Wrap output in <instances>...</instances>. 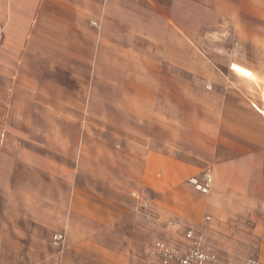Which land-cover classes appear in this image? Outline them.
Instances as JSON below:
<instances>
[{
	"label": "crops",
	"instance_id": "crops-1",
	"mask_svg": "<svg viewBox=\"0 0 264 264\" xmlns=\"http://www.w3.org/2000/svg\"><path fill=\"white\" fill-rule=\"evenodd\" d=\"M191 21H197L198 32L206 28L205 22L212 21L213 26L228 23L239 40L231 50L233 78L207 74L210 81L225 82V94L218 105H213L212 122L197 127V148L207 151L204 163L194 165L172 153L158 152L155 140L141 142L134 136L140 133L135 127L106 129L116 135V141L102 143L101 155L118 167L117 177L113 172L106 175L109 193L101 197L100 205L98 196L86 195L85 225H75L77 214L82 216L77 211L80 197L76 174L53 176L54 186L64 178L71 189L68 236L88 247L90 254L100 253L107 261L125 264L132 253L139 254L151 241L159 213L162 219L175 222L168 229L177 238L157 242L181 255L191 247L185 235L192 231L202 237V249L215 258L207 264H236L241 259L247 260L244 264H264V59L253 60L259 55L264 58V0H0V196L9 217L13 216L17 166L20 162L33 164L34 157L30 152L18 157L13 151L9 135L27 132L8 122L16 109L20 118H28L32 103L76 101L75 90L71 96L68 89V98L61 96L66 95V84H75L71 78L76 79L75 71L81 68L78 64L89 71L85 85L90 86V92L85 98L92 102V71L98 70L101 62H116L119 54L134 53L133 38L153 46L164 45L170 55L173 39L184 40L185 57L180 64L182 69H189ZM233 64L251 71L254 77L237 74ZM203 66L219 69L210 63ZM62 70L69 72L68 83L61 80ZM148 82H116L128 87L123 88L121 97L124 112L132 111L127 115L142 116L143 101L153 102L148 106L152 112L149 117L158 116L160 100L156 95L145 93L141 97L140 90L130 87L149 86ZM50 109L55 112L60 108ZM170 147L167 144L164 149ZM206 177L210 179L209 189L203 193L192 180L204 184ZM24 192V204L44 211L42 215L33 213L32 220L39 227L57 230L61 223L60 193L50 196L36 191L41 205H35L33 192ZM89 201L92 206H88ZM142 220L148 225H140ZM12 228V224L0 225V246L11 242ZM157 242L148 253L152 250L159 259Z\"/></svg>",
	"mask_w": 264,
	"mask_h": 264
},
{
	"label": "rangeland",
	"instance_id": "rangeland-1",
	"mask_svg": "<svg viewBox=\"0 0 264 264\" xmlns=\"http://www.w3.org/2000/svg\"><path fill=\"white\" fill-rule=\"evenodd\" d=\"M180 27V22H175ZM204 30L197 31V21H191L190 36L188 39L189 69L181 68V60L185 57L184 40L174 38L172 41V55L165 53L164 45H151L143 39L133 38L135 52L117 55L116 62H101L98 70L92 71L93 101L85 97L90 92V86L85 85L89 80V71L82 64H78L76 79L66 84V95L70 89L76 91V101L61 100L59 103H32L29 117L20 118V111L16 109L13 118L9 119L12 127L26 130L25 134L14 133L9 135L14 145V153L21 157L30 152L33 164L26 166L20 162L14 176L12 217L6 214V204L0 196V225H13L11 242L0 246V264H124L117 261H107L102 254H90L88 247L75 243L68 236L67 218L70 211L71 189L64 178H59L58 186L52 182L56 174H76L80 205L75 217V225H85L84 211L87 208L86 195L98 196L97 204H101V197L109 193L105 186L108 172L117 177L116 165L111 166L102 158L101 144L116 141V135L109 133L110 128L119 126L135 127L140 131L134 135L141 142L150 139L156 141L158 152L172 153L178 159L191 164H203L207 151L197 148L195 143L197 127L210 124L212 108L219 103L224 95L223 81H210L207 74L216 73L219 78H233L235 75L230 69L232 49L239 43L228 23L209 21ZM222 25V26H221ZM138 41V42H137ZM126 45L128 43L126 42ZM137 45V46H136ZM168 52V51H167ZM260 55L253 60H262ZM215 64L216 69H204V64ZM206 68V67H205ZM237 74L254 77L253 73L237 64L232 65ZM72 72V71H71ZM68 70H62V81L68 83ZM140 79L149 81V86L135 85L134 90H140L141 97L145 93L153 97L155 94L160 100V108L156 117H149L148 106L153 102H143L142 116H131L132 111L124 112V103L121 101L123 88L117 85L121 80ZM145 89L151 92H145ZM154 92V93H153ZM166 99V102H165ZM13 105L19 106V102ZM132 105V104H131ZM130 105V106H131ZM60 108L52 111L50 107ZM74 106V107H73ZM166 107V109H165ZM57 114H60L58 116ZM71 116H68V115ZM58 129V131H57ZM3 135H0L2 140ZM172 146L165 150L164 147ZM193 183V182H192ZM24 193L33 192L32 203L41 205L35 194L39 191L44 195L60 193L61 223L53 232L39 227L32 220L33 213L42 215L39 208H30L21 201ZM88 202V206H92ZM79 203V201H78ZM46 209V207H45ZM47 210V209H46ZM51 211V204L49 206ZM12 219V220H11ZM157 229L151 241L141 248L139 254L132 252L131 260L125 264H160L159 259L152 254L154 243L157 241H175L176 235L169 230L168 225L174 221L164 220L160 214L156 218ZM140 225H148L142 220ZM82 233L81 230H77ZM62 237V238H61ZM59 240H58V239ZM243 249H246L243 247ZM252 254H248L251 257ZM247 260L241 259L236 264H244Z\"/></svg>",
	"mask_w": 264,
	"mask_h": 264
},
{
	"label": "built area",
	"instance_id": "built-area-1",
	"mask_svg": "<svg viewBox=\"0 0 264 264\" xmlns=\"http://www.w3.org/2000/svg\"><path fill=\"white\" fill-rule=\"evenodd\" d=\"M1 40L2 31L0 30V41ZM192 182L198 191L207 193L210 183L209 178H205L204 184L200 183L196 179L192 180ZM185 238L190 243L191 247L184 255H181L177 250L172 249L163 242L156 243L155 251L160 259L161 264H207L208 262L215 261L213 256H210L202 249V237L196 236L192 231H189L186 233ZM248 264L256 263L251 261Z\"/></svg>",
	"mask_w": 264,
	"mask_h": 264
}]
</instances>
